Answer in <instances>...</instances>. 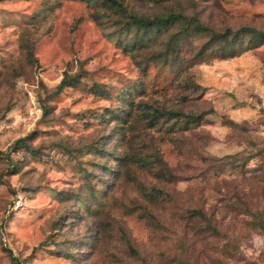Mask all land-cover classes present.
<instances>
[{
	"label": "rangeland",
	"instance_id": "obj_1",
	"mask_svg": "<svg viewBox=\"0 0 264 264\" xmlns=\"http://www.w3.org/2000/svg\"><path fill=\"white\" fill-rule=\"evenodd\" d=\"M121 1L0 0V264H264V0Z\"/></svg>",
	"mask_w": 264,
	"mask_h": 264
},
{
	"label": "trees",
	"instance_id": "obj_2",
	"mask_svg": "<svg viewBox=\"0 0 264 264\" xmlns=\"http://www.w3.org/2000/svg\"><path fill=\"white\" fill-rule=\"evenodd\" d=\"M105 2L116 8L118 11L126 13L127 7L121 0H105ZM132 23L139 28L143 29H157L159 30L163 25L176 24L181 21H188L189 18L184 16L181 13H170L166 16H158L152 19L137 18L136 16L130 17ZM196 27V29H205L204 26L199 22L198 19L192 18L190 20ZM211 38V48L217 49V58L221 59H234L242 56L243 54L260 49L264 46V30H259L252 27H240L237 30H232L230 28L225 29L222 32L210 31ZM29 55L32 57V52L29 51ZM75 77L68 76L65 74V77L56 87L55 93H61L65 88L73 86L77 83ZM183 114L179 112L172 111H160L154 109L153 112L147 114V118H160V117H169L170 119H180ZM193 121L190 122L192 125H199V119L192 118ZM16 146H26L24 140L20 139L16 141ZM200 218H205V214L202 211H194L193 213ZM8 255L11 258L13 264H20L17 258L14 256L12 251L6 250Z\"/></svg>",
	"mask_w": 264,
	"mask_h": 264
}]
</instances>
